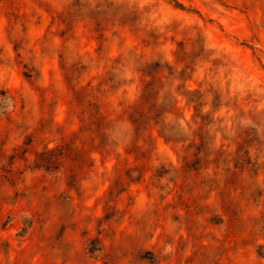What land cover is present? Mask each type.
<instances>
[{"label":"rangeland","instance_id":"374dc122","mask_svg":"<svg viewBox=\"0 0 264 264\" xmlns=\"http://www.w3.org/2000/svg\"><path fill=\"white\" fill-rule=\"evenodd\" d=\"M0 264H264V0H0Z\"/></svg>","mask_w":264,"mask_h":264}]
</instances>
